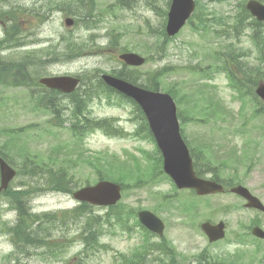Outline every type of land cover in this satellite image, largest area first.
Listing matches in <instances>:
<instances>
[{"label": "rangeland", "instance_id": "rangeland-1", "mask_svg": "<svg viewBox=\"0 0 264 264\" xmlns=\"http://www.w3.org/2000/svg\"><path fill=\"white\" fill-rule=\"evenodd\" d=\"M6 1L8 3H0V8L5 10L0 16V40L5 44L19 34V41L29 44L8 50L2 47L0 55L3 60L9 62L18 53L27 54L28 49H38L32 51L33 58L38 59L47 53L51 58L55 48L61 49L71 38L86 40L92 44V38L89 36L91 33H94L93 39L98 45L104 47L94 54L74 60L48 63L44 65L46 68L40 63L29 66L32 73L30 78L33 77L36 83L37 77L45 72L55 75L87 72L92 75L97 68L112 71L122 67L118 55L123 47L138 52L147 59L143 66L136 69L142 79L160 73L164 78V81L159 79L161 87L175 84L177 94L184 98V107L193 111V117L182 123V127L186 131L185 137L190 145L195 147L196 152L203 153L202 144H205L211 151L222 152L226 158L232 148L236 147L237 159L232 160L227 168L224 167L222 177L240 179L243 184L258 189L256 193L261 194L260 190L264 185V116L254 118L252 99H248L245 106L242 105L223 71L208 68L196 73V70H193L207 68L210 64H222L226 59H231L233 52L240 54L241 59L253 65L261 64L262 54L251 39L252 28L242 30L243 28L235 25L244 0H198L202 9H199L200 12L206 15L207 29L195 30L189 22L171 41H165L162 35L165 10L170 7L169 0H127L126 6H119L118 0H91L92 4L87 0ZM21 4L24 5V12ZM72 9L78 10L81 16L92 13V17L86 21H99L98 24L90 29L84 19L77 17L76 24L67 27L64 18L74 17V14H70ZM250 21L251 18H247L245 25ZM196 23L197 21L194 25H197ZM12 30L16 31L15 35L8 34ZM117 33H120L117 47L108 48L106 45ZM260 34L264 37V29ZM233 65L237 66V63L234 62ZM203 72L211 73L213 79H206L209 77L202 75ZM0 77L5 79L3 81L0 78V144L7 145L8 155L12 157L14 166L20 169L11 186L26 190L24 195H27L26 202L32 211L46 216L74 209L78 205L71 193L46 192L44 187L47 181L42 179L45 176L39 174L41 178L36 177L34 167L37 164L45 167L44 164L48 163L51 156L57 158L59 164L69 166V174L77 173L78 185L74 186V189H77L87 181L89 174L91 181L98 177L93 169L88 168L85 162L75 155L83 147L87 149V153L101 151L107 156L116 154L122 161H128L126 167L120 166L119 175L125 176L127 183L121 209H131L132 215L140 209L155 211L154 209L159 210L162 207L161 197L156 193L166 195L174 188L161 174L158 175L159 185L151 184L153 162L143 150L153 151V142L141 140L142 136H128L126 139L107 138L101 132L92 133L81 142L68 128L76 106L75 98L57 97L55 102L62 109L56 114L52 108L35 107L37 102H41L38 96L43 93L42 87L24 88L19 84L12 86L11 77L2 72ZM212 100L220 103L223 108L219 110L214 106L212 109ZM91 107L95 116L118 117L120 124L128 131H133L137 126V121L134 120L132 112L130 113L133 111V105L129 102H126L124 107H118L110 105L107 98L99 97ZM62 122L64 125L58 126ZM19 128H23L25 132L19 134ZM134 156L139 157L141 169H136L128 160V157L134 159ZM160 166L162 168L161 162ZM202 168L205 170L206 166L202 164ZM41 169L43 168H39L40 171ZM140 179L144 181L138 182ZM212 199L218 200L220 205L229 200L224 196ZM92 211L104 215L107 209L96 207ZM160 213L164 221L171 216L165 209ZM17 214L18 211L9 199L0 197V264H117L118 252H131L140 238L147 236L146 231L137 224L135 216L132 215L129 218V224L133 227L132 235L118 224H105L106 228L114 232L103 235L101 242L110 246L88 253L80 238L74 237L84 227V219L72 222L75 217L73 216L67 225L56 224L54 229L48 231L50 236L46 247L31 249L32 246H27L23 249L24 253L12 244L9 234L10 226L17 221ZM45 220L41 223L44 236L47 233ZM61 249L63 253L59 255ZM28 252L31 254L27 255ZM10 254L13 259L6 262L5 256Z\"/></svg>", "mask_w": 264, "mask_h": 264}, {"label": "trees", "instance_id": "trees-1", "mask_svg": "<svg viewBox=\"0 0 264 264\" xmlns=\"http://www.w3.org/2000/svg\"><path fill=\"white\" fill-rule=\"evenodd\" d=\"M121 0H119L120 2ZM247 0H244L241 3L242 11L240 16L237 17V20L235 22L236 27L244 28L245 21L247 18H252L251 14L248 12V10L245 7ZM264 1V0H261ZM124 2V1H122ZM201 7L200 3L198 2V10L196 11L194 18L191 20V23L194 24L197 21V29L198 30H206L207 26V19L206 15L204 12H200ZM202 10V9H201ZM85 18V17H84ZM252 22L255 24V29L257 28V25H263V23L258 22L255 19H252ZM8 34H16L15 30H12V32H8ZM162 35H165V30L163 29ZM17 42H20L17 40ZM67 48H66V55L63 54L64 58H69L77 55V50H81L79 48L80 44L71 41L67 42ZM69 51V54H68ZM32 51H29L27 54L22 55L19 58H16L14 60H11V62H6L4 61L1 67V72L6 74L7 77L12 78V83L11 85L19 84V85H39L38 83L32 82L34 81V78H30V75L32 74L29 70V66H32L35 63L41 62L45 63V60H42L43 56H47V54H43L40 56V58L36 59L35 57L33 58L31 56ZM231 57H234V52L232 53ZM240 72L243 74V79H240L237 77L236 73L232 72L230 77L231 79L238 83L237 86L241 89L247 86V91L250 94H253L254 96V88L257 86L258 82L260 80H264V67L261 65H251L247 64L244 65L242 68H239ZM117 73V71H115ZM119 76L125 77L122 72H118ZM129 80H135L136 78L132 77H125ZM131 78V79H130ZM157 75L155 77L150 76L146 80L142 82V86H145L150 89H158L160 86L159 80L156 79ZM171 89H167L168 91H176L175 87H170ZM95 88L94 86H91V91H89V96L91 97L92 95L96 93L94 92ZM86 96V93L85 95ZM120 99H122L121 96H119ZM254 100H258L256 96L253 97ZM42 100V99H41ZM259 101V100H258ZM44 103L42 105L43 109L47 108H52L54 110V113L56 112V106L51 99L49 101H46L43 99L41 101ZM85 104L77 101V107L81 108ZM216 105V102H215ZM219 108V107H217ZM138 110L140 113H142L141 109L138 107ZM262 108L258 109L256 113H263ZM75 115L77 114L76 112L74 113ZM107 121V119H105ZM143 123L148 129L147 122L145 120V117L143 118ZM149 132V129H148ZM150 135V132H149ZM4 154V152H1ZM2 154V155H3ZM107 155L104 153H97L95 155H85L82 157V160L90 167L93 168L95 173L98 175L99 179H104L108 176H110V173H113V166L118 162L115 157L112 159L106 158ZM71 161H75L74 159H70ZM53 164H56V161L51 159L47 164H44L45 167H40V164H37V166L34 167V175L36 177H39V174H42L45 176L46 185L44 189H52V190H59V191H65V192H72L73 191V184L78 182L77 180L74 181V176L70 175L68 172V165H62L56 168V165L53 166ZM108 164V166L106 165ZM197 161H196V166H197ZM25 166V165H24ZM39 166V167H38ZM27 167V166H26ZM41 169V171L39 170ZM45 169V170H44ZM44 172L42 173V171ZM53 170H56L53 172ZM41 172V173H40ZM198 173H200V170H198ZM41 178V177H39ZM90 178V175L87 177ZM89 180V179H88ZM119 182L125 185L126 183V177L123 176L121 179H119ZM24 191H19V192H14L12 189H9L6 194H8L11 198V201L13 202V206L17 209L18 211V221L17 224L14 226L10 227L11 231V238L17 248L19 250H22L33 244H43V242L46 240L45 236L42 235L41 231V224L34 226L35 222L39 219L41 221L45 220L47 223V231H50V229H54V225L60 224V225H67L69 221L72 219L73 216L74 222H78L83 215L84 219V229L82 232V238L85 243V249H95L97 248V245H100V238L104 235L106 232H114V230L106 228L105 224H108L110 226H113L115 224H118L121 226L123 229L128 227L129 225V218L133 215L135 216V213L130 215L131 211H125V209H121V205H118L116 207H110L109 210L104 214V215H99L93 213V206L88 204V203H82V205L74 210H67V211H62L54 214H49L46 216H41L37 215L34 213H31L29 210V207L26 203L25 197H23ZM127 214V215H125ZM101 236V237H100ZM45 238V239H44ZM61 249L59 252V255L62 253Z\"/></svg>", "mask_w": 264, "mask_h": 264}, {"label": "water", "instance_id": "water-1", "mask_svg": "<svg viewBox=\"0 0 264 264\" xmlns=\"http://www.w3.org/2000/svg\"><path fill=\"white\" fill-rule=\"evenodd\" d=\"M195 7V0H172L168 13L167 33L169 35L176 34L191 16ZM247 8L259 20H264L263 3L258 0H249ZM73 22L72 18H67L66 20L67 25H72ZM123 58L128 63L134 65H141L145 62V58L136 53L124 55ZM104 79L109 85L136 99L143 107L158 145L163 152L164 168L174 178L180 188L192 187L199 194H209L223 190L221 184L201 178L194 171L189 150L180 134L179 121L176 115V103L169 94L143 89L112 76H104ZM41 82L48 87L64 92H71L76 88L79 81L76 78L68 76H56L43 78ZM257 93L264 99V83L259 85ZM0 170V191H2L8 187L16 171L2 158H0ZM233 190L247 197L250 205L263 208L260 200L253 196L247 188L238 186ZM74 196L78 200L88 201L92 204L112 205L117 203L121 198V186L113 182L101 181L94 186L81 188L74 193ZM139 216L141 221L151 230L157 232L163 231L162 221L153 213L143 211Z\"/></svg>", "mask_w": 264, "mask_h": 264}, {"label": "flooded vegetation", "instance_id": "flooded-vegetation-1", "mask_svg": "<svg viewBox=\"0 0 264 264\" xmlns=\"http://www.w3.org/2000/svg\"><path fill=\"white\" fill-rule=\"evenodd\" d=\"M235 185L212 196H226L229 200L223 205L214 199L193 198L194 215L172 211L166 238L152 233L149 241L141 242L147 245L146 260L163 251L165 264H264V210L248 207L246 198L231 191ZM260 191L264 204V185ZM256 226L263 230L261 236L254 234Z\"/></svg>", "mask_w": 264, "mask_h": 264}, {"label": "bare ground", "instance_id": "bare-ground-1", "mask_svg": "<svg viewBox=\"0 0 264 264\" xmlns=\"http://www.w3.org/2000/svg\"><path fill=\"white\" fill-rule=\"evenodd\" d=\"M0 3H3L2 1H0ZM0 10H2V8H0Z\"/></svg>", "mask_w": 264, "mask_h": 264}]
</instances>
